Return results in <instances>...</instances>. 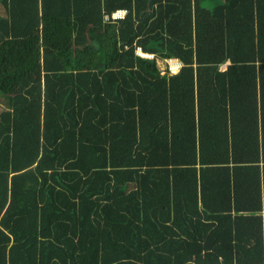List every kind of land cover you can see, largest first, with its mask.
<instances>
[{"label": "trees", "instance_id": "obj_1", "mask_svg": "<svg viewBox=\"0 0 264 264\" xmlns=\"http://www.w3.org/2000/svg\"><path fill=\"white\" fill-rule=\"evenodd\" d=\"M0 264H264V0H0Z\"/></svg>", "mask_w": 264, "mask_h": 264}, {"label": "built area", "instance_id": "obj_2", "mask_svg": "<svg viewBox=\"0 0 264 264\" xmlns=\"http://www.w3.org/2000/svg\"><path fill=\"white\" fill-rule=\"evenodd\" d=\"M124 13H125V11L119 10V11H117V12H115V13L112 14V18L119 17V16H123ZM105 18H106V19H109V16H106ZM138 49H139V50H138ZM138 49H137V51H136L137 54H139V55H141V56H143V57H147V58H153V57H154L153 54H147V53L142 52V50H140V48H138ZM168 65H169V66H167V67L169 68V70H170L171 72H175V71H177V69L180 67L181 63L176 62V64H175L176 69L171 68V67H170V64H168ZM163 72H164V71H163Z\"/></svg>", "mask_w": 264, "mask_h": 264}, {"label": "rangeland", "instance_id": "obj_3", "mask_svg": "<svg viewBox=\"0 0 264 264\" xmlns=\"http://www.w3.org/2000/svg\"><path fill=\"white\" fill-rule=\"evenodd\" d=\"M138 50H139V49H138ZM140 50H141V49H140ZM150 59H152V58H150ZM176 62H177V61H176L175 59H157V63H158V65H159V67H160V69H161L162 71H166L167 66H169L168 64H170V67H171V68L176 69V67H175ZM225 66H226V65H223L222 68L224 69Z\"/></svg>", "mask_w": 264, "mask_h": 264}, {"label": "clouds", "instance_id": "obj_4", "mask_svg": "<svg viewBox=\"0 0 264 264\" xmlns=\"http://www.w3.org/2000/svg\"><path fill=\"white\" fill-rule=\"evenodd\" d=\"M117 11H119V10H117ZM117 11H115V12H117ZM122 11H125V13H124L123 16L115 17V18H112V19H116V18L124 17L125 14H126V10H122ZM115 12H113V13H115ZM113 13H112V14H113ZM111 17H112V15H111ZM142 52H143V51H142ZM176 61L179 62L178 60H176ZM179 63H180V62H179Z\"/></svg>", "mask_w": 264, "mask_h": 264}, {"label": "bare ground", "instance_id": "obj_5", "mask_svg": "<svg viewBox=\"0 0 264 264\" xmlns=\"http://www.w3.org/2000/svg\"><path fill=\"white\" fill-rule=\"evenodd\" d=\"M67 206V205H66ZM70 211V210H69Z\"/></svg>", "mask_w": 264, "mask_h": 264}]
</instances>
